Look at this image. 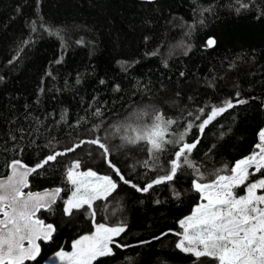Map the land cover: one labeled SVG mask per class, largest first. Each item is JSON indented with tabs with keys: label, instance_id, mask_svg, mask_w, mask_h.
Returning <instances> with one entry per match:
<instances>
[{
	"label": "trees",
	"instance_id": "16d2710c",
	"mask_svg": "<svg viewBox=\"0 0 264 264\" xmlns=\"http://www.w3.org/2000/svg\"><path fill=\"white\" fill-rule=\"evenodd\" d=\"M210 37L214 47L206 45ZM226 101L234 107L199 133L210 109ZM156 114L175 121L165 139L177 143L153 155L146 142L125 137L129 124L150 125ZM263 129L264 0H0V177L15 161L35 167L54 151L100 136L113 164L143 187L165 174L184 134L183 142L199 140L190 160L211 180L258 153ZM77 160L81 171L109 176L118 186L69 217L65 171ZM252 173L246 184L264 178V169ZM196 176L182 167L172 182L141 193L119 180L97 146L58 156L37 168L27 189L63 190L39 214L56 232L30 264L70 251L100 224L121 223L126 230L114 240L129 247L114 243L115 254L94 264H194L176 243L179 221L202 201L192 186ZM235 190L243 194L246 185ZM205 261L215 264L199 258Z\"/></svg>",
	"mask_w": 264,
	"mask_h": 264
},
{
	"label": "snow or ice",
	"instance_id": "6c2138e0",
	"mask_svg": "<svg viewBox=\"0 0 264 264\" xmlns=\"http://www.w3.org/2000/svg\"><path fill=\"white\" fill-rule=\"evenodd\" d=\"M248 6L246 3L240 4L242 8ZM215 43V38L211 37L206 41L208 47H214ZM236 103L243 104L247 101L237 99ZM232 107V101H226L219 107L211 108L209 115L197 125L199 133L202 134L212 120ZM203 112L201 109L195 119L200 120ZM143 115L144 113H139L137 118L142 119ZM173 123L175 121L156 114L150 125L133 128L129 124L127 129L131 135L125 139L132 144L146 142L150 145V153L155 155L163 151L166 144L177 143V140L165 139L168 128ZM192 127V123L187 124L188 130ZM259 137L264 144V131L259 133ZM177 139L180 141L179 146L172 159L167 162L165 174L153 178L143 187L133 183L130 178H125L113 164L109 147L100 136L82 140L64 152L54 151L35 167L29 168L19 161L13 162L10 165V174L0 179V264H26L34 261L40 254L39 242L53 241L56 228L52 224H45L36 214L41 209H51L61 189L42 193L25 192L24 189L29 187L28 176L50 161L55 162L58 156L75 152L84 144L97 146L119 180L141 193L149 192L155 185L172 182L182 167L192 168L197 173L192 186L201 194L202 203L195 208L192 215L179 221L182 232L177 233L181 238L176 247L191 254L194 264H199L201 257L211 258L215 264H264V178L246 184L250 168L254 169L252 174L264 169V146L258 144V154L237 162L226 174L223 171L212 173L213 178L208 180L190 160L191 152L199 140L183 142L184 134ZM144 166L148 167V164ZM79 169L80 161L77 160L65 171L66 181L72 186L71 198L64 200L63 207V213L69 217L73 215L74 209L79 210L85 205L91 210L95 200H106L118 186L109 176ZM242 185H246V194L237 196L234 189ZM125 230L126 226L122 223L115 226L100 224L94 235H85L74 241L72 252L61 249L56 256L67 264H94L98 258L115 254L111 246L114 243L119 248L129 247L114 240ZM204 264L208 262L205 261Z\"/></svg>",
	"mask_w": 264,
	"mask_h": 264
},
{
	"label": "rangeland",
	"instance_id": "374dc122",
	"mask_svg": "<svg viewBox=\"0 0 264 264\" xmlns=\"http://www.w3.org/2000/svg\"><path fill=\"white\" fill-rule=\"evenodd\" d=\"M262 131H264V129L262 130ZM259 144H261L262 146H264V144H262V142L260 141V137H259ZM258 153H259V151H258ZM258 153H256V154H258ZM79 171H81L80 169H79ZM252 172H254V169H249V175L252 173ZM240 187V186H239ZM71 188H72V186H71ZM236 188H238V187H236ZM71 191H72V189L70 190V194H69V197L67 198V199H69V198H71ZM234 193L236 194V190L234 189ZM244 194H246V191H245V193H243V194H239V195H237V196H240V195H244ZM258 194H260L259 193V191H258ZM201 203H202V201H201ZM200 204V203H199ZM198 204V205H199ZM197 205V206H198ZM196 206V207H197ZM195 211V210H194ZM193 214V213H192ZM191 214V215H192ZM95 232H96V228H95V231H94V233H91V234H85V235H89V236H91V235H94L95 234ZM85 235H83V236H85ZM83 236H81V237H83ZM80 237V238H81ZM79 238V239H80ZM78 240V239H77ZM64 251V250H63ZM73 251V249H71L70 251H65V252H72ZM43 264H67V262L66 261H62L59 257H57L56 256V254L55 255H52L51 257H49Z\"/></svg>",
	"mask_w": 264,
	"mask_h": 264
},
{
	"label": "water",
	"instance_id": "95a60500",
	"mask_svg": "<svg viewBox=\"0 0 264 264\" xmlns=\"http://www.w3.org/2000/svg\"><path fill=\"white\" fill-rule=\"evenodd\" d=\"M19 162H21L23 165H25V166L31 168L30 166H28V165L25 164L24 162H22V161H19ZM33 173H34V172H33ZM33 173H31V174L28 176V184H29V186H30V179H31ZM9 174H10V168H9V171H8L7 175H6V176H3V177H0V179L6 178ZM28 188H29V187H28ZM28 188H25L24 191L27 192V189H28ZM54 189H56V188H54ZM54 189H46V190H41V191H31V192H34V193H37V192L42 193V192H45V191H51V190H54ZM60 189H61V192L59 193V197H58V199H57V201H56V203H55L54 205H56V204L59 202V200L61 199V197H62L63 190H62V188H60ZM54 205H53V206H54ZM42 210H45V209H41V210L36 214L38 218H39V214H40V212H41ZM39 219H40V218H39ZM41 220H42V219H41ZM43 221H44V220H43ZM44 223H45V222H44ZM45 224H51V223H45ZM52 225H53V224H52ZM53 226H54V225H53ZM54 227H55V226H54ZM41 242H42V241H40L39 243H41ZM40 253H41V245H40ZM39 257H40V254H39V256H37L36 260H37ZM34 261H35V260H34ZM31 262H32V261H31Z\"/></svg>",
	"mask_w": 264,
	"mask_h": 264
},
{
	"label": "flooded vegetation",
	"instance_id": "af4514ba",
	"mask_svg": "<svg viewBox=\"0 0 264 264\" xmlns=\"http://www.w3.org/2000/svg\"><path fill=\"white\" fill-rule=\"evenodd\" d=\"M42 242H43V241H42ZM42 242L40 243V245H41V252H42ZM40 256H41V253H40ZM39 258H40V257H39ZM39 258H38V259H39ZM38 259H37V260H38ZM37 260L32 261V262H31V261H28V262H26V264L34 263V262H36Z\"/></svg>",
	"mask_w": 264,
	"mask_h": 264
}]
</instances>
